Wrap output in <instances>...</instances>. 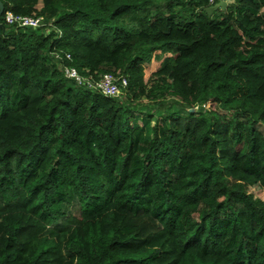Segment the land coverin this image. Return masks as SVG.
Returning <instances> with one entry per match:
<instances>
[{"label": "trees", "instance_id": "trees-1", "mask_svg": "<svg viewBox=\"0 0 264 264\" xmlns=\"http://www.w3.org/2000/svg\"><path fill=\"white\" fill-rule=\"evenodd\" d=\"M226 3L0 0V264H264V0Z\"/></svg>", "mask_w": 264, "mask_h": 264}, {"label": "built area", "instance_id": "built-area-1", "mask_svg": "<svg viewBox=\"0 0 264 264\" xmlns=\"http://www.w3.org/2000/svg\"><path fill=\"white\" fill-rule=\"evenodd\" d=\"M211 3H216L219 0H208ZM227 2L228 0H223ZM6 22L9 24L16 23L19 26L37 28L42 24V17H33L27 15H17L11 12H6ZM59 53L55 52V57H59ZM67 58H70L66 55ZM59 68L63 71V74L68 78H73L79 83H86L89 87L94 88L104 95L115 96L119 93L120 85L126 84L125 77H118L111 73L101 74L98 78L84 79L75 70L73 66L59 65Z\"/></svg>", "mask_w": 264, "mask_h": 264}, {"label": "rangeland", "instance_id": "rangeland-1", "mask_svg": "<svg viewBox=\"0 0 264 264\" xmlns=\"http://www.w3.org/2000/svg\"><path fill=\"white\" fill-rule=\"evenodd\" d=\"M160 56V55H159ZM159 60H152L151 63H147L144 66L147 68L146 70V74L148 75V73H150L154 68L158 67L159 65ZM147 78V77H146ZM194 109V108H193ZM142 122L140 121L139 124H141ZM257 193H259V195L264 196L262 194V192L257 191Z\"/></svg>", "mask_w": 264, "mask_h": 264}, {"label": "water", "instance_id": "water-1", "mask_svg": "<svg viewBox=\"0 0 264 264\" xmlns=\"http://www.w3.org/2000/svg\"><path fill=\"white\" fill-rule=\"evenodd\" d=\"M226 4L227 3L225 1L219 0L216 3L206 7L205 10H206L207 13H210L213 9H215L217 7H220L221 9H224L226 7Z\"/></svg>", "mask_w": 264, "mask_h": 264}]
</instances>
